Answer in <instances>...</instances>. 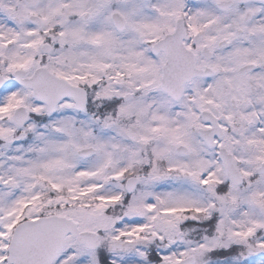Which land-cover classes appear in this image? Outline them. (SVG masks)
<instances>
[{
	"label": "snow or ice",
	"instance_id": "snow-or-ice-1",
	"mask_svg": "<svg viewBox=\"0 0 264 264\" xmlns=\"http://www.w3.org/2000/svg\"><path fill=\"white\" fill-rule=\"evenodd\" d=\"M0 264H264V0H0Z\"/></svg>",
	"mask_w": 264,
	"mask_h": 264
}]
</instances>
